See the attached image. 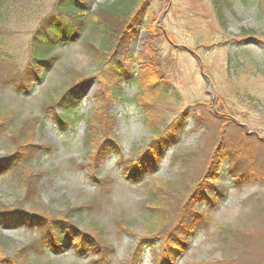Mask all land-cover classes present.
Wrapping results in <instances>:
<instances>
[{
    "label": "rangeland",
    "instance_id": "obj_1",
    "mask_svg": "<svg viewBox=\"0 0 264 264\" xmlns=\"http://www.w3.org/2000/svg\"><path fill=\"white\" fill-rule=\"evenodd\" d=\"M115 1L87 5L96 14ZM57 2L15 0L2 29L0 162L10 161L0 169V213L12 215L0 220V264H132L143 250L141 264H157L167 247L174 264H264V141L256 137L264 139V74L249 65L263 57L264 25L255 12L236 4L224 32L206 0H155L145 25L123 43L113 39L108 53L91 16L79 40L55 45V60L38 68L33 39ZM242 29L255 33L243 37ZM142 53L157 66L159 88L145 93L131 70L134 82L113 99L124 81L112 83L115 67L126 61L128 71ZM141 92L150 106H138ZM66 93L92 125H60L56 103ZM144 155L161 156L159 165L129 180ZM66 224L101 240L110 257L55 254L46 232ZM179 237L188 241L176 251L170 241Z\"/></svg>",
    "mask_w": 264,
    "mask_h": 264
},
{
    "label": "trees",
    "instance_id": "obj_2",
    "mask_svg": "<svg viewBox=\"0 0 264 264\" xmlns=\"http://www.w3.org/2000/svg\"><path fill=\"white\" fill-rule=\"evenodd\" d=\"M15 0H0V45L2 43V40H4L3 33V27L4 24H6L9 20L10 16V3L14 2ZM88 1H94V0H58V2L55 5L54 12L46 18L41 25L38 27L35 38L33 39V45L35 46L34 51V61L32 62L33 66H36L40 68V66L47 64V62H52L55 60L51 56V53L53 52L55 45L57 44H65L70 42H76L79 40L84 31L86 30L89 23H93L94 28L101 27L103 30L102 32V40L103 44L101 47H99V50L103 51L104 53L111 52V47L113 46V39L114 41H118L117 45L120 43H123L121 39L124 38V33L130 32L133 30V28H140L145 25V19H144V10L147 9L155 0H117L113 4L106 5L105 7H101L98 12L93 13V11L89 8L87 5ZM210 6L213 9L215 20L218 23L219 27L225 32L227 30V17L226 13L229 12L233 16H235V6L236 4H239L241 7L249 10H253L255 12V16L259 22H261L264 25V0H206ZM164 2V0H162ZM93 14V15H92ZM93 16V22L90 19V17ZM99 17V21H98ZM102 17L104 19L108 18V20L103 21ZM71 23H70V21ZM115 23L122 24L124 23V32H120L119 29H117L114 25ZM114 24V25H113ZM123 29V28H122ZM154 33L161 34L162 32L159 31L158 28L153 29ZM134 33V30H133ZM255 32L252 30L242 29L241 35L243 37L247 36H253ZM163 34V33H162ZM164 35V34H163ZM167 37L171 42H174V37L171 32H167ZM242 42V41H240ZM116 45V46H117ZM116 46L114 48H116ZM263 57L261 60H257L256 58H252V60L249 62L251 70L261 72L264 74V46H263ZM47 61V62H46ZM117 63L120 62L119 60H116ZM139 61H142L145 63L141 68L137 67V63ZM37 62H42V64H38ZM129 66H133V68L126 70L127 63L126 61L124 63H118L120 64L121 68L115 67V70L113 74L114 78L112 83L117 82V80H121V78H124V81H121L118 85H116L117 89H120V92H113L112 98L119 100L123 96L122 91V85L125 83H131L134 82L133 75L129 73V71L133 70V72H137L136 81H139L141 84V89L146 93L147 89L149 87L152 88H159L160 80L157 76V66H154L152 63L147 62V59L144 57L143 53L139 55L137 58H130L128 61ZM243 66V65H242ZM241 66V68H242ZM155 67V68H152ZM249 67V68H250ZM240 68V69H241ZM247 68V67H245ZM244 68V69H245ZM239 74L242 71H237ZM37 78V77H36ZM116 88H113V91L116 90ZM238 90H245L240 87H236L235 92H238ZM245 92H242V95H245ZM144 93V94H145ZM147 95H143V92L136 97V102L139 107H142V105L150 106L151 103H148L147 101ZM143 101V102H142ZM58 107H60L63 111V116H60L59 123L60 125H66L68 123H74L76 118V123L79 122H86L87 124H91L94 120V118H88L87 115L82 114L79 115L77 110H74L75 107L72 106V103L69 101L68 94H64L56 103ZM152 129H154L152 127ZM163 138L161 137V141ZM164 143V141H163ZM155 148V147H154ZM159 149L155 148L156 151L162 156L163 147L159 146ZM151 149V148H150ZM154 150V149H153ZM103 152V151H102ZM101 152V154H102ZM161 156L158 157H148L147 155L142 156V158L138 159L136 163H132L129 166V176L126 173V176L129 180L134 181L138 180L140 176H143L146 173L152 172L156 170L157 166L159 165V160ZM10 160L4 159L2 163L0 164V169L3 168L4 164ZM23 181V179H22ZM21 181V182H22ZM136 182V181H134ZM26 183L28 184V179H26ZM200 196V195H199ZM19 213V212H14ZM8 215L12 214H4L0 213V220L4 217H8ZM58 223V222H54ZM53 225H58L54 224ZM67 225V224H66ZM64 231L60 232V230H56L54 226L50 227L45 235V241L47 246L52 247L55 254L60 255L64 251H67L69 248L75 249L77 251L85 253L87 255L89 252H99V256H108L110 257V254H107L105 250L108 249L107 246H104L101 244L99 246L97 244L98 241L101 242V240H98L96 237H91L87 234L79 233L74 227L72 226H66L62 227ZM198 226L188 228V230H185L184 233L189 234L191 236L194 234V232L197 230ZM82 235V240H80L79 243H71V238L73 236ZM173 239V237H171ZM188 241V237L182 240V237H179V240L177 241H170V242H176L175 246L173 247V250L180 251L181 246H186ZM182 244L181 246H179ZM142 248H144L142 246ZM165 256L162 258L163 261H159L157 264H174V259L170 257L168 254V247L164 250ZM145 251H141L140 254L134 255L132 259V264H141L142 261V254ZM103 259L101 258L100 261Z\"/></svg>",
    "mask_w": 264,
    "mask_h": 264
},
{
    "label": "water",
    "instance_id": "obj_3",
    "mask_svg": "<svg viewBox=\"0 0 264 264\" xmlns=\"http://www.w3.org/2000/svg\"><path fill=\"white\" fill-rule=\"evenodd\" d=\"M168 11H166V13H167ZM165 13V14H166ZM165 14H164V16H165ZM162 19H163V17H162ZM161 19V20H162ZM252 43H254V40L253 39H249V40H247L245 43H244V45H249V44H252ZM174 47L175 48H181V49H185V50H187L188 52H190V53H192L188 48H186V47H183V46H178V45H174ZM202 75L204 76V74H203V72H202ZM205 77V76H204ZM206 78V80H207V84H208V86H207V92L208 93H210V89H211V84H210V81H209V79L207 78V77H205ZM249 134V133H248ZM258 137V136H257ZM259 138V137H258ZM260 140H262V141H264V139H261V138H259Z\"/></svg>",
    "mask_w": 264,
    "mask_h": 264
}]
</instances>
